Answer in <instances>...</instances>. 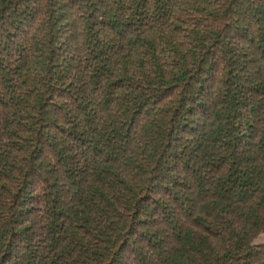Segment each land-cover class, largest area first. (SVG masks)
I'll return each instance as SVG.
<instances>
[{
  "label": "trees",
  "instance_id": "obj_1",
  "mask_svg": "<svg viewBox=\"0 0 264 264\" xmlns=\"http://www.w3.org/2000/svg\"><path fill=\"white\" fill-rule=\"evenodd\" d=\"M264 0H0V264H264Z\"/></svg>",
  "mask_w": 264,
  "mask_h": 264
},
{
  "label": "rangeland",
  "instance_id": "obj_2",
  "mask_svg": "<svg viewBox=\"0 0 264 264\" xmlns=\"http://www.w3.org/2000/svg\"><path fill=\"white\" fill-rule=\"evenodd\" d=\"M251 245H264V233L259 234L251 241Z\"/></svg>",
  "mask_w": 264,
  "mask_h": 264
}]
</instances>
